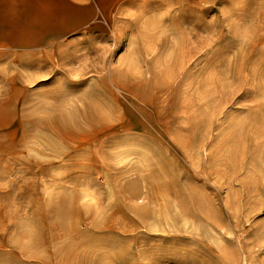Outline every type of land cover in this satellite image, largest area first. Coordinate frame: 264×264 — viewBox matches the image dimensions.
Returning a JSON list of instances; mask_svg holds the SVG:
<instances>
[{"label":"rangeland","instance_id":"rangeland-1","mask_svg":"<svg viewBox=\"0 0 264 264\" xmlns=\"http://www.w3.org/2000/svg\"><path fill=\"white\" fill-rule=\"evenodd\" d=\"M13 77L33 95L63 96L34 98L31 119L45 116L41 105L46 116L83 109L76 96L90 103L101 78L118 83H109V124L130 129L106 163L132 167L122 184L142 176L124 203L146 213L128 214L145 238L116 261L106 243H69L77 234L59 221L64 199L84 231L116 196L100 172V186L69 182L65 163L42 148L63 139L38 130L14 153L37 163L0 162V264H264V0H132L52 47L0 42V88L11 92Z\"/></svg>","mask_w":264,"mask_h":264},{"label":"bare ground","instance_id":"bare-ground-1","mask_svg":"<svg viewBox=\"0 0 264 264\" xmlns=\"http://www.w3.org/2000/svg\"><path fill=\"white\" fill-rule=\"evenodd\" d=\"M108 79L109 81L104 77L99 80L102 92L95 90L89 93L91 98L90 103H86L82 98L73 95L83 103L80 105L84 106L83 109L72 105L74 110L59 111L60 113L57 114L53 109L49 108V111H47L48 116H46V105H41L39 108H36V111L43 112L45 116L43 118L31 119L27 115L29 108L26 106L31 104L34 98H50L61 101L63 100V96L53 91H44L39 95H33V92L29 89L21 86L16 88L15 85L18 80L16 77H13L10 80L12 88L14 87L13 90L10 89L11 92H9V89L7 91L4 88H0V162L4 161L7 156H11L14 162L37 163L36 160L27 159L26 157L19 158L18 155L16 157L14 153H16V147H20V150L24 147L26 148L29 143L28 138L35 136L38 130L45 133L48 132L53 137L62 138L63 141L60 149L54 147L53 143L49 141H46L44 145L42 143V148L48 149L52 152L53 157L65 163L70 171L68 181H75V185H80V181L84 179L90 180L91 185L98 184L97 186H100L103 184L96 181L97 176L93 177L94 173L100 172L106 178L105 183L108 186L111 185L112 193L116 197L113 203H107L101 211L97 212L100 217L92 219L89 227L84 231H79L76 227L74 228L77 224L70 216L74 213L73 205L70 197H66L59 221L63 224L68 237L71 233L77 234L69 237L71 239L69 241L70 244L76 247L86 245L89 248L106 243L104 257L116 261L126 257L128 248L134 242L145 238V236H140L136 232V229L140 227V223L131 219L130 217L132 216L128 217V214L136 215L138 219L142 220V217L146 216V213L131 203L128 205L124 203L125 199L131 202L138 197V181L143 180L142 176L138 175L133 181L122 184L121 179L124 178V175L132 172V167H123L112 172L108 169L106 163L108 161L106 157L110 158V155H112L107 149L113 144L114 138L118 135L120 136V133L127 135V131L130 129L126 124L120 127L109 124L112 122V117H114L109 97L114 100L117 99L109 83L113 86L116 84L118 86V83L114 82L111 77ZM19 105L20 108H18ZM120 106L123 112L126 113L129 107L124 103H120ZM140 113L142 112L140 111ZM13 121L17 122V126L16 129L10 130L14 125ZM18 131L20 135L15 142L14 139ZM27 149L30 150V148ZM79 173L80 175H77ZM100 233L103 235V239H99V236L98 238L94 236ZM120 242L122 243L123 250L119 247ZM100 247L104 249V247ZM109 247H112L111 254L109 253Z\"/></svg>","mask_w":264,"mask_h":264},{"label":"crops","instance_id":"crops-1","mask_svg":"<svg viewBox=\"0 0 264 264\" xmlns=\"http://www.w3.org/2000/svg\"><path fill=\"white\" fill-rule=\"evenodd\" d=\"M132 0H0V42L52 47L103 20Z\"/></svg>","mask_w":264,"mask_h":264}]
</instances>
